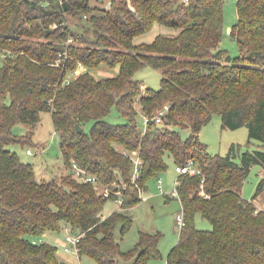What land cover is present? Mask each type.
<instances>
[{
	"label": "trees",
	"instance_id": "16d2710c",
	"mask_svg": "<svg viewBox=\"0 0 264 264\" xmlns=\"http://www.w3.org/2000/svg\"><path fill=\"white\" fill-rule=\"evenodd\" d=\"M91 1L0 0V264H62L45 236L66 227L82 235L79 257L96 264L159 259L162 234L141 233L125 252L116 232L132 229L140 189L167 171L168 157L176 165L193 159L201 172L177 178L186 224L167 264H264V211L254 203L264 179L251 200L242 196L252 167H264V0H238L230 32L236 57L221 47L223 0H110V8ZM68 16L78 20L76 28ZM156 24L169 31L152 43L136 42ZM148 65L162 73L159 89L135 78ZM102 67L119 71L97 77ZM114 108L125 122L106 119ZM44 111L51 113L66 173L38 180L34 166L9 146L30 143L33 130L19 137L13 128L35 129ZM215 114L225 128L249 123L259 148L210 153L199 135ZM172 126L190 138L183 141ZM137 155L141 170L134 180ZM73 162L97 175L112 195L77 181ZM116 191L123 203L104 217ZM198 215L211 230L197 228Z\"/></svg>",
	"mask_w": 264,
	"mask_h": 264
},
{
	"label": "rangeland",
	"instance_id": "374dc122",
	"mask_svg": "<svg viewBox=\"0 0 264 264\" xmlns=\"http://www.w3.org/2000/svg\"><path fill=\"white\" fill-rule=\"evenodd\" d=\"M91 2L100 8H110L111 6L110 0H92ZM223 3L224 37L221 41V47L226 49L232 57H236L239 56V46L230 32L238 22V0H223ZM67 22L69 26L76 28L78 20L68 16ZM167 31H169L167 28L156 24L151 31L139 36L136 42L152 43L158 34L166 33ZM69 42H73L72 39ZM1 65L2 60L0 58V67ZM118 71V68L113 70L102 67L95 71L94 74L97 77L113 76ZM135 78L152 89L161 87L162 73L152 66L148 65L139 69L135 74ZM106 119L112 123L125 122V118L115 108ZM138 119L143 122V116L140 115ZM30 130L34 131L32 138H28V140H31L30 143L24 145L20 143L12 144L9 149L17 152L24 162L34 166L38 180H48L53 176L64 175L66 167L59 148L58 137L54 131L51 113L42 112L41 121L35 129H31L29 125L23 123H18L13 128L14 133L19 137L28 135ZM199 138L201 142L207 145L210 153L223 156L227 155L234 145L240 152H244L246 150L253 151L259 148L261 144L258 140L250 139L249 127L246 125L237 129L225 128L220 114H215L212 120L202 128ZM28 149L31 151L30 154L27 153ZM166 160L168 169L159 177L164 184L165 190L161 191L159 189V179L151 180L148 183L147 190L142 195L143 201L130 211L134 223L132 229L124 236L120 228L116 232V240L125 252L135 247L141 233L150 235L162 234L158 246L161 257L157 260H151L147 264H167L170 251L179 241V226L176 222V216L182 211V206L178 196L172 194L174 190L173 182L179 175L176 172L177 165L174 159L168 157ZM262 179H264V167L254 165L244 184L242 196L251 200ZM119 208L120 205L117 201L108 200L102 214L107 217L114 211L119 210ZM195 223L197 228L203 230H211L213 227L211 222L201 215L196 217ZM68 233L71 234L66 227L63 228L61 233H50L49 238H47L48 241L58 247L60 260L65 261L67 264H96L95 260L88 256L80 258L76 253L64 250L63 242ZM120 264H133V261L121 258Z\"/></svg>",
	"mask_w": 264,
	"mask_h": 264
},
{
	"label": "built area",
	"instance_id": "2783aa9c",
	"mask_svg": "<svg viewBox=\"0 0 264 264\" xmlns=\"http://www.w3.org/2000/svg\"><path fill=\"white\" fill-rule=\"evenodd\" d=\"M77 73L78 72H76V74ZM168 109H169V107L165 106L162 110H160L157 117L155 118V120L158 124L163 123V117L167 113ZM147 123H148V120L145 118L144 119L145 126L147 125ZM27 153L30 154L31 151L28 150ZM133 160H134V164H135L133 179L136 180V179H138V177L140 175L141 158L139 157V155H137L133 158ZM70 171L72 173V176L77 181H79L80 183H91V184H93L95 186V188L98 190V192L100 194L104 195L105 197H110L112 195L111 190L102 183V181L100 180V178L97 175L89 173L87 170H85L84 168L79 166L76 162L72 163V165L70 167ZM176 172L179 175L180 174H188V173L191 175H196V174H200L201 171L198 168L195 161L193 159H189L184 164H178L176 166ZM158 182H159V189L161 191H164L163 182L160 178H159ZM176 186H177V182L174 184V190H173L172 194L177 195ZM140 190H141L142 195H143L145 190L144 189H140ZM115 196H116V201L121 206L123 203L122 192L116 191ZM176 222H177V225L179 226V229H181L182 227L185 226L186 222H185V215H184L183 210L177 214ZM67 230L70 231L71 234L68 233L67 236L65 237V241L63 242V248L65 251L76 253L79 256L80 248H79L78 244L82 238V235L72 233V230L69 227H67Z\"/></svg>",
	"mask_w": 264,
	"mask_h": 264
},
{
	"label": "water",
	"instance_id": "95a60500",
	"mask_svg": "<svg viewBox=\"0 0 264 264\" xmlns=\"http://www.w3.org/2000/svg\"><path fill=\"white\" fill-rule=\"evenodd\" d=\"M246 126L249 127L250 124L247 123ZM76 129L78 130V132L83 131V128L79 124L76 125ZM172 129L174 132L181 135V138L183 141H187L190 138V134L188 133V131L184 130L181 126H172ZM62 264H64V263H62Z\"/></svg>",
	"mask_w": 264,
	"mask_h": 264
},
{
	"label": "crops",
	"instance_id": "0c3cea01",
	"mask_svg": "<svg viewBox=\"0 0 264 264\" xmlns=\"http://www.w3.org/2000/svg\"><path fill=\"white\" fill-rule=\"evenodd\" d=\"M178 174V173H177ZM179 175V174H178ZM177 182V179L173 182V184H175ZM164 185V184H163ZM164 188V186H163ZM165 190V189H164ZM181 203V202H180ZM256 207L258 208V210H263L264 211V192L262 194H260L254 201ZM53 234V233H52ZM50 233L46 234L45 238L48 241L47 238H49ZM50 242V241H49ZM62 261V260H61ZM62 263L67 264L65 261H62Z\"/></svg>",
	"mask_w": 264,
	"mask_h": 264
}]
</instances>
